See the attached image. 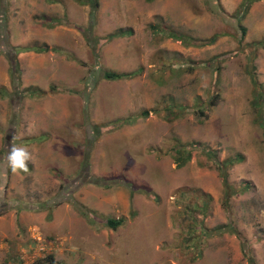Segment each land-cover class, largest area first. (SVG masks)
Here are the masks:
<instances>
[{
	"label": "rangeland",
	"instance_id": "obj_1",
	"mask_svg": "<svg viewBox=\"0 0 264 264\" xmlns=\"http://www.w3.org/2000/svg\"><path fill=\"white\" fill-rule=\"evenodd\" d=\"M204 1L98 0L92 10L77 0H0V264H30L47 255L55 264H249L248 255L264 264V130L251 106L246 70L250 62L264 88V49L251 45L264 39V0L239 21L234 13L240 0H220V16ZM151 23L198 39L225 35L210 45L185 47L158 38ZM240 25L246 29L242 43L233 37L241 34ZM114 32L123 35L100 40L96 54L85 37ZM19 45L43 49L16 54ZM173 54L193 60L194 69H165L162 77ZM215 56L221 59L216 76L200 64ZM12 58L18 63L14 75ZM138 67L143 71L133 78L101 77L102 69ZM214 95L215 104L208 105ZM168 97L184 106L177 117L166 116ZM154 108L159 112L132 117ZM118 121L93 132L92 125ZM38 134L48 138L24 141ZM174 137L200 142L220 160L244 154L229 168L228 180L248 188L231 197L230 210L221 203L216 164L192 149L186 165L177 167ZM13 146L29 151L26 172L8 167ZM101 178L113 184L103 186ZM180 190L212 196L204 218L209 233L198 250L183 245L174 202ZM121 216L125 221L117 229L105 227L106 218ZM230 222L237 234L217 229Z\"/></svg>",
	"mask_w": 264,
	"mask_h": 264
},
{
	"label": "trees",
	"instance_id": "obj_2",
	"mask_svg": "<svg viewBox=\"0 0 264 264\" xmlns=\"http://www.w3.org/2000/svg\"><path fill=\"white\" fill-rule=\"evenodd\" d=\"M78 2H85L89 3L91 5L92 10L98 5V0H77ZM260 1V0H240L239 5L237 9L235 10L234 17L239 20L242 19V17L248 12L249 8L252 6L253 3ZM205 8L207 10L216 15L220 16L225 13L224 7H222L220 0H205ZM90 26L88 28L90 29ZM149 27L151 28L152 32H155V34L159 35L158 38H166L170 37L176 40H179L182 45L185 47H202L205 45L213 44L220 36H224L225 34L223 32H214L211 36L207 38H199L187 34L185 31L175 29L173 27L164 26L159 23L150 24ZM84 32V29L82 30ZM239 31L241 32L240 35L237 36V34H234L233 37L237 39L239 43H242L244 36L246 34V29L244 26H239ZM122 32H114L113 34H109V36L105 37H98V38H91L90 35L85 34V37L87 41L92 43V48L94 49V53L96 54L97 46L100 43V40H107L109 38H113L115 36H122ZM159 40V39H158ZM251 45L257 48V46L262 45V48L264 49V39L258 40V41H252ZM16 54L20 52H26V51H35L40 52L43 48L39 47L38 45H19L16 47H13ZM221 56V55H219ZM215 56L210 58L206 61H201L200 64L202 66L206 67H212L213 70H215V76L216 72L219 70L220 66V57ZM172 60H169L168 62L163 63V67L161 68L162 77L164 76V70L166 69L167 73H173L174 71L181 73L182 71H191L194 69V61L184 58L181 55H172ZM11 72L12 75L15 74V72L18 70V63L16 59H11ZM142 67H138L137 69H134L130 72H120L115 71L111 69H102L101 70V77L105 80H119V79H129L136 77L138 74L141 73ZM246 70L248 73L251 74L252 78V84H253V99L251 106L253 110L255 111L256 120L259 123V125L262 126L264 130V88H262L261 84L257 81L254 73H253V67L249 63H247ZM151 77L152 76L151 73ZM161 77V78H162ZM43 91H40L39 93H42ZM217 98V95H214L209 101L208 105H214V100ZM174 98L168 97L166 98L165 105V113L167 118L171 117H177L178 116V110L183 109L184 106L179 105L178 103L174 102ZM185 109V108H184ZM159 112V109H143L141 110L136 116H132L135 119L137 117L143 118L147 117L148 114L151 112ZM198 113L201 116H204V111L202 109H199ZM131 117H128V119L125 121L127 122ZM122 121V120H121ZM121 121L115 122L114 124L110 125H92L93 132L98 134L103 131L112 129L113 127L117 125H121ZM124 121V120H123ZM124 122V123H125ZM130 123V122H129ZM264 135V132L263 134ZM48 138V135L46 134H38L36 136L29 137L28 139H25V142H35V141H43L44 139ZM192 149H200L202 153L205 155L207 160H210L216 164V167L218 168L219 175L221 178L222 186H223V194H222V205L225 209L230 210V199L232 196L237 195L240 190H245L248 188L247 185H243L241 188L235 187L233 184H231L228 180V170L229 168L234 165L238 164L244 161L245 157L244 154L241 152H233L228 155V157H225L223 159L218 158V153L216 150L211 149L210 147H207L205 145H202L200 142L197 141H190V142H183L179 138L174 137L173 139V146H172V157L177 167H181L183 165H186V163L190 160L191 156V150ZM117 179V178H116ZM113 179H107V178H101L99 181H102L103 186H110L113 183L111 182ZM118 180V179H117ZM121 182L125 187L129 188L131 190L132 186L127 181L118 180ZM98 181H96L97 183ZM115 184V182H114ZM142 193L150 197L151 199H155V195L149 188H138ZM198 191V190H196ZM212 200V196L208 193H201L198 195L195 194L194 191H188V190H180L177 198L174 199L175 205L178 207V215L182 217V229L184 230L185 234L183 236V245L185 248L189 249L190 243L192 244V248H197L200 245L203 238H206L208 236L209 231L204 226V218L208 214L209 205ZM18 206V205H17ZM132 212V211H131ZM125 221L124 217H118L113 218L109 217L104 220L105 227H108L110 229H117L123 222ZM227 227L229 232L236 233L238 232L236 226L234 224L226 223L223 225H220L217 227V229H225ZM216 230V229H213ZM190 242V243H189ZM248 262L249 264H255V261L251 255H248ZM30 264H55L52 255H47L46 257L36 259Z\"/></svg>",
	"mask_w": 264,
	"mask_h": 264
},
{
	"label": "clouds",
	"instance_id": "obj_3",
	"mask_svg": "<svg viewBox=\"0 0 264 264\" xmlns=\"http://www.w3.org/2000/svg\"><path fill=\"white\" fill-rule=\"evenodd\" d=\"M31 159L29 151L25 147L13 146L7 156V164L12 173L27 171V161Z\"/></svg>",
	"mask_w": 264,
	"mask_h": 264
}]
</instances>
